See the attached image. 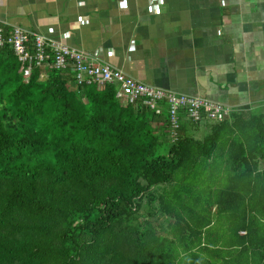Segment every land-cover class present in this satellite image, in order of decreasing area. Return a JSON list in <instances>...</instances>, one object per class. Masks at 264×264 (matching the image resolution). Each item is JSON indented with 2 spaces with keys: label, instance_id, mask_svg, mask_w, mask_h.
<instances>
[{
  "label": "trees",
  "instance_id": "16d2710c",
  "mask_svg": "<svg viewBox=\"0 0 264 264\" xmlns=\"http://www.w3.org/2000/svg\"><path fill=\"white\" fill-rule=\"evenodd\" d=\"M24 65L0 46V264H264V113L173 129L48 49Z\"/></svg>",
  "mask_w": 264,
  "mask_h": 264
},
{
  "label": "crops",
  "instance_id": "0c3cea01",
  "mask_svg": "<svg viewBox=\"0 0 264 264\" xmlns=\"http://www.w3.org/2000/svg\"><path fill=\"white\" fill-rule=\"evenodd\" d=\"M0 24L138 81L264 113V0H0Z\"/></svg>",
  "mask_w": 264,
  "mask_h": 264
},
{
  "label": "built area",
  "instance_id": "2783aa9c",
  "mask_svg": "<svg viewBox=\"0 0 264 264\" xmlns=\"http://www.w3.org/2000/svg\"><path fill=\"white\" fill-rule=\"evenodd\" d=\"M3 45H11L19 60L25 64L22 70L25 80L30 76L33 64L44 63L48 49L53 55V65L58 69L70 67L79 84H116L117 97L126 98L129 102L142 99L152 109H156L161 101L166 102L173 129L178 127L181 111L195 122L203 118L222 121L232 112L228 106L208 98L178 94L128 77L121 70L102 62L97 54L87 55L72 46L47 40L42 34L28 32L19 26L11 27L7 34L0 24V46Z\"/></svg>",
  "mask_w": 264,
  "mask_h": 264
},
{
  "label": "rangeland",
  "instance_id": "374dc122",
  "mask_svg": "<svg viewBox=\"0 0 264 264\" xmlns=\"http://www.w3.org/2000/svg\"><path fill=\"white\" fill-rule=\"evenodd\" d=\"M43 78V77H42Z\"/></svg>",
  "mask_w": 264,
  "mask_h": 264
}]
</instances>
